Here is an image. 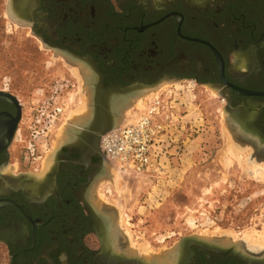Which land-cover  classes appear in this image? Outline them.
Listing matches in <instances>:
<instances>
[{"label": "flooded vegetation", "instance_id": "af4514ba", "mask_svg": "<svg viewBox=\"0 0 264 264\" xmlns=\"http://www.w3.org/2000/svg\"><path fill=\"white\" fill-rule=\"evenodd\" d=\"M0 19L81 62L92 110L66 127L46 166L38 144L33 170H21L12 160L24 104L0 86V264H264L263 248L192 237L161 263L126 249L97 201L105 157L94 142L131 96L185 79L217 90L236 136L263 154L264 0H0Z\"/></svg>", "mask_w": 264, "mask_h": 264}, {"label": "rangeland", "instance_id": "374dc122", "mask_svg": "<svg viewBox=\"0 0 264 264\" xmlns=\"http://www.w3.org/2000/svg\"><path fill=\"white\" fill-rule=\"evenodd\" d=\"M85 72L81 62L51 53L19 24L0 19V86L9 88L24 104L13 146L15 168L31 172L32 154L39 145L46 166L66 127L84 122L92 111ZM146 89L120 108L112 130L131 122L147 101L166 91L165 96L176 99L172 131L179 139L160 144V154L149 171H120L105 158L95 188L97 201L114 213L126 249L154 263L166 257L169 261L168 254L191 237L253 251L264 249V179L252 167L264 166V153L236 136L225 98L211 86L192 80H166L139 104L141 94L150 91ZM73 116L79 120L71 123ZM199 137L197 144L192 143ZM174 147V152H167ZM229 147L238 158H232ZM237 159L246 160V166ZM246 230L263 237L256 242L243 240Z\"/></svg>", "mask_w": 264, "mask_h": 264}, {"label": "built area", "instance_id": "2783aa9c", "mask_svg": "<svg viewBox=\"0 0 264 264\" xmlns=\"http://www.w3.org/2000/svg\"><path fill=\"white\" fill-rule=\"evenodd\" d=\"M164 93L147 101L143 110L127 124L105 134L101 152L120 171L144 172L155 166L160 144L174 134L176 99ZM172 97V98H171Z\"/></svg>", "mask_w": 264, "mask_h": 264}, {"label": "bare ground", "instance_id": "6f19581e", "mask_svg": "<svg viewBox=\"0 0 264 264\" xmlns=\"http://www.w3.org/2000/svg\"><path fill=\"white\" fill-rule=\"evenodd\" d=\"M158 88V87H157ZM156 89V88H155ZM149 89L150 91H145L144 92V94L142 95L141 94V97L139 98V99H137V100H140L139 101V104H140V102H142L143 100H144V98H147L149 95H151V94H153L154 92H157L158 90L156 89ZM153 90V91H152ZM147 94V95H146ZM145 95V96H144ZM139 96H137V98H138ZM136 98V97H135ZM138 103V102H137ZM136 103V104H137ZM81 109V108H80ZM79 110V109H78ZM79 111H83L82 109L81 110H79ZM81 115V114H80ZM74 118H75V116H73V117H71V120H69V121H72L71 123H74L73 121H75V120H79V118L77 119H75L74 120ZM69 125V124H68ZM67 125V126H68ZM73 125V124H72ZM64 130V129H63ZM63 133H65V131L63 132ZM62 137V136H61ZM63 137H65V136H63ZM60 139V138H59ZM61 140V139H60ZM63 140V139H62ZM61 140V141H62ZM60 142V141H59ZM56 143V142H55ZM228 152H229V154L230 155H232V158L234 157V158H238V156H236V154H235V152L232 150V148L231 147H229V149H228ZM238 160V162L241 164V166H243V168L246 166V164H247V161L246 160H244V159H237ZM228 164L229 165H231L232 164V161H231V159H228ZM250 165V164H249ZM253 167V169L255 170V172L257 173L258 171H260V172H258V174L259 175H261V178H263L264 179V173L262 172L263 170H264V166L262 167V169H260V168H258V165H253L252 166ZM257 169H258V171H257ZM247 170V169H246ZM254 229V228H253ZM246 231H248V230H246ZM231 235H233L234 237H238L239 236V234H237V233H234V232H232L231 233ZM263 235V234H262ZM262 235H260V234H258V233H256V231H248V232H246L244 235H243V240L245 239H247V240H250V241H252L253 242V240H254V242H256V241H258V238H262L263 236ZM262 241V240H261ZM260 240H259V242H261ZM258 243V242H257ZM263 243V242H262Z\"/></svg>", "mask_w": 264, "mask_h": 264}, {"label": "water", "instance_id": "95a60500", "mask_svg": "<svg viewBox=\"0 0 264 264\" xmlns=\"http://www.w3.org/2000/svg\"><path fill=\"white\" fill-rule=\"evenodd\" d=\"M161 82H162V81H159V82H157V83H155V84H152V85H147L145 88H147L146 90H149V89H155V88H157V87L161 84ZM3 96H8V95L5 94V93H0V98H2ZM127 104H128V103H127ZM103 121H104V120H102V122H103ZM102 122H100V123L103 124ZM114 125H115V124H114ZM113 127H114V126H111V127H109V128H106V126L104 125V126L102 127L101 132H99V134L96 135V137H94L95 147H96V151H97L98 153L102 154L101 149H100V140H101V137H102L104 134H106L107 132L111 131ZM14 129H15V126H14L12 129L9 130V133H8V135H7V141H9L10 138L12 137ZM6 202H7V203H10V204H15V205H17L18 207L22 208V207H21L20 205H18L17 203H14V202H11V201H6ZM184 240H185V239H184Z\"/></svg>", "mask_w": 264, "mask_h": 264}, {"label": "crops", "instance_id": "0c3cea01", "mask_svg": "<svg viewBox=\"0 0 264 264\" xmlns=\"http://www.w3.org/2000/svg\"><path fill=\"white\" fill-rule=\"evenodd\" d=\"M194 124V123H193ZM174 133V132H173ZM179 136H177V137H174V136H172L171 138H166V139H164V140H168V139H173V138H175V140H178L179 138H178ZM199 139H201V137H199V138H197V139H195L194 141H192V143H194V144H197L198 143V141H200ZM201 144V143H200ZM175 151V147L172 149V150H168L167 152H174ZM179 170H183L182 168L181 169H178V168H176V171H179ZM173 171H175V170H171V171H169L170 173L171 172H173ZM178 178H176L175 180H177ZM171 180H173V179H171Z\"/></svg>", "mask_w": 264, "mask_h": 264}, {"label": "clouds", "instance_id": "9594fccd", "mask_svg": "<svg viewBox=\"0 0 264 264\" xmlns=\"http://www.w3.org/2000/svg\"><path fill=\"white\" fill-rule=\"evenodd\" d=\"M66 257L62 256L61 259H65Z\"/></svg>", "mask_w": 264, "mask_h": 264}]
</instances>
